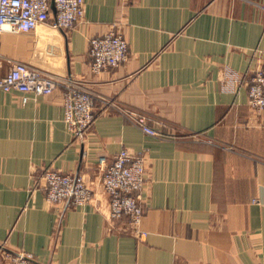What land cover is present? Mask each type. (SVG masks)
<instances>
[{
    "label": "crops",
    "instance_id": "1",
    "mask_svg": "<svg viewBox=\"0 0 264 264\" xmlns=\"http://www.w3.org/2000/svg\"><path fill=\"white\" fill-rule=\"evenodd\" d=\"M84 3L69 32L46 23L2 33L1 57L81 82L169 137L148 136L116 111L101 114L98 101L93 127L75 142L62 88L44 97L0 92V264L16 254L39 264H264V114L240 83L264 61V0ZM113 30L128 60L95 74L89 40ZM123 149L145 162L135 227L109 219L101 188ZM48 166L82 176L91 204L50 205L40 181Z\"/></svg>",
    "mask_w": 264,
    "mask_h": 264
},
{
    "label": "built area",
    "instance_id": "2",
    "mask_svg": "<svg viewBox=\"0 0 264 264\" xmlns=\"http://www.w3.org/2000/svg\"><path fill=\"white\" fill-rule=\"evenodd\" d=\"M56 14L51 10L52 0H0V36L35 31L41 24L49 23L63 32L73 30L85 15L84 0H53ZM91 71L95 74L108 71L125 63L129 57L128 43L124 36L113 30L89 40ZM5 63L10 64L6 74H1ZM240 83L246 86L249 105L264 114V61L254 70H248ZM58 88L63 89L64 121L75 142H83L93 127L98 114L95 105L104 104L101 114L116 111L127 118L148 136L165 139L169 136L151 128L142 113L121 106L113 100L97 97L76 80L45 74L23 62L3 60L0 55V92H18L36 97L49 96ZM27 97H23L26 102ZM40 181L46 192L47 202L55 208H78L91 204L93 192L78 174H63L51 166L41 172ZM101 188L108 197L109 219L126 218L133 227L144 215L140 201L146 183L145 162L142 156H134L126 149L116 154L105 166L101 175ZM144 236V234H141ZM12 264H39L21 254L11 257Z\"/></svg>",
    "mask_w": 264,
    "mask_h": 264
},
{
    "label": "water",
    "instance_id": "3",
    "mask_svg": "<svg viewBox=\"0 0 264 264\" xmlns=\"http://www.w3.org/2000/svg\"><path fill=\"white\" fill-rule=\"evenodd\" d=\"M51 10H52L53 14L55 15L56 14V9H55V5H54V1L53 0L51 2Z\"/></svg>",
    "mask_w": 264,
    "mask_h": 264
}]
</instances>
